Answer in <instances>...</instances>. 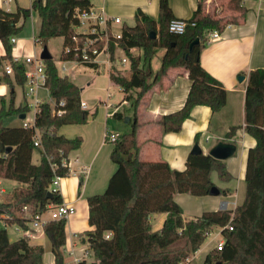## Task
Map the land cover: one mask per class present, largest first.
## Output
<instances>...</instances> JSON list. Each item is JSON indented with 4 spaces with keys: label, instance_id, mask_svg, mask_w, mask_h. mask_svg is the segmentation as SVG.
I'll list each match as a JSON object with an SVG mask.
<instances>
[{
    "label": "trees",
    "instance_id": "1",
    "mask_svg": "<svg viewBox=\"0 0 264 264\" xmlns=\"http://www.w3.org/2000/svg\"><path fill=\"white\" fill-rule=\"evenodd\" d=\"M242 1H228V7L236 12L231 15L213 14L200 2L181 34L169 30V22L175 18L169 0H160L158 19L141 8L136 9L134 24H124L122 38L118 40L130 59V73L126 75L113 65L109 71L111 82L122 88L136 109L165 68L155 71L152 67L158 49L174 47L178 51L176 57L183 58L191 84L184 104L157 120L162 130L180 131L195 105H208L213 111L222 109L227 103L228 91L202 66L200 54L211 31L221 33L230 23L244 22L247 8ZM91 6V0H32L30 7L18 6L15 11L0 7V40L6 50L5 55H0V64L3 59L9 61L15 83L24 86L26 75L25 65L12 59L11 37L23 30L31 10H36L40 17L37 41L46 47L50 38L63 37L60 59L73 60L74 54L67 47L74 43L77 10ZM152 31L156 37H151ZM197 38L199 41L190 49ZM132 47H138L140 53L133 54ZM109 48L111 59L115 60L114 42L110 41ZM44 63L45 85L54 103L43 101L36 109L35 124L40 129L42 147L35 145L32 128L5 124L6 117L25 114L28 107L15 105V84L10 74L0 76L10 88L8 104L2 97L0 107V179L18 182L13 198L0 200V218L7 224L22 227L28 226L31 215L45 211L49 204L62 202L60 192L51 190V183L56 175L70 174L69 165L63 161L68 160L71 150L81 146L82 138L67 137L58 129L64 124L86 123L94 117V112L82 107L81 87L59 73L52 57L44 59ZM84 64L98 65L95 62ZM61 100H64L65 111L58 115L53 109ZM114 115L122 119L120 112ZM244 121L246 131L256 143L248 150L243 201L234 208L205 210L184 218L182 207L175 200L176 193L208 195L216 185L211 177L213 171L223 181L231 180L233 175L225 160L203 151H190L183 170L171 168L164 159H142L137 138L141 123L135 110L130 128L113 142L111 159L117 168L106 189L88 197L89 223L93 228L86 231V236L96 257L89 264H184L215 227H221L222 248L215 245L200 264H264V68L248 73ZM238 128L239 125L231 126L226 137H233ZM198 139L196 134V143ZM37 148L40 157L34 162ZM219 189L220 195L231 192L229 188ZM25 206H29V215ZM153 213L167 214L159 229L153 228L150 219ZM65 224L66 219L61 218L50 219L44 225L57 264H67L63 255ZM43 256L42 244H34L22 236L12 240L7 228L0 227V264H44ZM80 264L88 263L80 260Z\"/></svg>",
    "mask_w": 264,
    "mask_h": 264
},
{
    "label": "crops",
    "instance_id": "2",
    "mask_svg": "<svg viewBox=\"0 0 264 264\" xmlns=\"http://www.w3.org/2000/svg\"><path fill=\"white\" fill-rule=\"evenodd\" d=\"M213 1L217 0H169V3L175 17L189 19L200 2L205 9L209 10V5ZM228 1L224 0L223 2L228 3ZM31 3L32 0H0V7L8 11H15L18 6L30 7ZM159 4L160 0H101L98 5L92 2L91 7L95 10L104 9L111 16L120 15L125 24H133L130 19L134 20L135 11L138 8L158 19ZM242 4L247 8L244 22L228 24L218 36L209 34V41L200 54L202 66L221 81L227 89V103L218 111H213L208 105H195L178 132H164L157 121L162 115L179 109L184 104L190 88L188 69L183 58L176 57L178 52L176 48H159L160 52L162 51L160 65L153 69L157 71L162 70L163 66L165 68L135 109L133 100L126 98V93L119 85L113 84L109 76L113 65L119 69L125 66L123 70L126 75H129L127 70H130V59L124 64L117 63V58L109 63L106 62V55L101 53L98 55L96 67L79 63L76 60H63L62 69L64 72H61L56 59L57 56L60 58L64 38L61 37V48L58 53L52 52L49 47L53 38L47 41L46 47L59 73L67 75L72 82L81 87L82 107L94 112V117L86 123L64 124L58 129L59 133L67 137L82 138L81 146L69 153L67 161L70 174L61 177L58 186L62 201L75 207V211L67 217L65 224L66 243L63 247L65 263L71 264L75 258H78L86 260L89 264L96 258L89 247L86 236V231L93 228L89 223L88 197L103 192L109 178L117 168L116 163L111 159L113 142L107 139V131L119 133L127 131L135 110L138 121L141 123L137 131V138L141 147L140 157L144 160L164 159L171 168L183 170L186 167L187 156L196 144V134L199 136L197 143L204 153H209V150L221 140L234 142L237 145L235 153L225 159L233 178L223 181L216 171L211 174L212 180L218 187L229 188L231 192L228 195L208 194L202 196L176 193L175 200L181 205L184 218L194 217L205 210L229 208L231 203L235 207L240 204L235 200L238 197V192L240 193L244 189L243 201L246 190L245 172L248 150L256 143L255 138L245 129V92L248 73L256 68H264V0H243ZM229 10L231 13L228 15L236 13L231 8ZM39 28V14L32 9L30 15L25 19L23 30L16 35L12 49V59L23 63L25 68L30 67L25 63V57L28 55L40 56L44 48L43 46L39 50V45H41L37 41ZM120 52L118 51L119 57L123 55H120ZM5 53V47L0 40V55L3 56ZM133 53H140V49L138 48ZM125 56L127 55L125 54ZM127 58L129 57L127 56ZM7 64L9 61L3 59L0 64V76L6 73L5 66ZM240 76H243V79L240 80ZM10 77L15 84V105H27L28 110L24 117H21L22 114L6 117L5 120H9V125H23L25 121L35 120L34 101L36 97L41 101L54 103L52 97L49 100L46 97H39L38 93L42 89L40 87L33 101L30 102V97L26 95L25 85L15 83L14 75H10ZM114 87L118 90H115ZM119 92L122 94L119 95ZM9 96V85L0 80V107L2 97L7 105ZM29 103L34 105L33 110ZM115 112H120L122 119H117L114 115ZM233 125H239V128L233 137L227 138L226 133ZM9 182L15 181L0 179V183L8 184ZM15 183L18 184V182ZM6 190V187H1L2 192H6ZM223 196L228 199L224 200ZM154 214L150 216L152 224V219L157 220ZM163 214L162 224L167 216L166 213ZM215 228H219L221 235V227ZM216 237L217 235L214 238ZM220 240H222V236L216 240V243L212 240L211 246L206 250H202L200 247L196 252L190 254L189 260L194 261L192 264H200L207 252L215 247ZM31 242L43 245L44 264H57L51 250V243L44 230H39L36 238L31 239Z\"/></svg>",
    "mask_w": 264,
    "mask_h": 264
},
{
    "label": "built area",
    "instance_id": "3",
    "mask_svg": "<svg viewBox=\"0 0 264 264\" xmlns=\"http://www.w3.org/2000/svg\"><path fill=\"white\" fill-rule=\"evenodd\" d=\"M78 22L74 25V33L72 35L73 45L67 47V50H71L74 54V59L79 63L84 64L85 62H98V55L104 53L106 55V62H111V51H110V41L114 42L116 46L114 50V58H117L121 64L129 60L125 56L124 49L119 45L118 40L122 38L123 35V25L125 24L120 15H108L104 9L95 10L92 7L87 9L77 10ZM117 24H120L118 27ZM188 24L187 19L175 17L169 22V30L174 33L181 34L185 31ZM194 24V22H193ZM212 36H218L219 32L213 30L210 32ZM11 41L15 43L16 36L11 37ZM138 47L130 48L133 53ZM118 51L123 52V55L119 57ZM135 54V53H133ZM17 61V60H15ZM18 62V61H17ZM25 63L30 67L25 68L26 75V95L30 97H35L39 87L46 86L47 73L45 68L44 59L41 56L28 55L25 57ZM130 63V61H129ZM5 72L14 75V70L11 64L5 66ZM43 102L37 97L34 101L36 109L38 105ZM30 104V103H29ZM64 100L59 101L58 106L53 109V113L62 114L64 109ZM31 105V104H30ZM23 126L32 128L34 131V143L36 146L42 147L40 140V129L36 126L35 120L25 121ZM120 136L117 131H107L106 137L110 142H115ZM64 164H68L67 159H64ZM61 176L56 175L51 183V190L59 191V181ZM24 210L26 214L29 215V206H25ZM75 211V207L66 203L60 202L56 204H49L47 209L43 212L36 213L30 216V220L27 222L26 227H22L18 224L15 225V231L19 232L22 237H28L30 240L36 238L37 232L39 230H44V225L50 219H61L72 214ZM8 217V216H3ZM1 220V218H0ZM3 225L6 227L8 224L1 220ZM109 234H107V237ZM223 245V239L218 241L216 244L218 249H221ZM190 258H187V261ZM71 264H80V260L75 258Z\"/></svg>",
    "mask_w": 264,
    "mask_h": 264
},
{
    "label": "rangeland",
    "instance_id": "4",
    "mask_svg": "<svg viewBox=\"0 0 264 264\" xmlns=\"http://www.w3.org/2000/svg\"><path fill=\"white\" fill-rule=\"evenodd\" d=\"M92 2H94V4H96V5H98L99 3H100V1L101 0H91ZM224 0H217V1H213V2H211V4L209 5V11L211 12V13H213V14H225V15H228L229 13H231V11L229 10V8H228V3H226V2H223ZM130 21H131V23H133L134 24V20L133 19H130ZM117 26L119 27L120 26V24H117ZM50 47V49L52 50V52H56V53H58V52H60V48H61V37H53V42H51V46H49ZM40 48L42 49L43 48V46L42 45H39V50H40ZM160 50L161 49H159L158 51H157V53H156V55L154 56V58L152 59V63H153V66L152 67H155V68H158V66L160 65V58L162 57V51L160 52ZM120 55H122L123 54V52H120L119 53ZM103 57V56H102ZM56 61H57V63H58V65H59V68H60V71L61 72H64L63 71V69H62V63H63V60H60V58L57 56V59H56ZM117 63H121L120 62V58H119V60L117 61ZM123 67H125V66H123ZM120 68V69H124V68ZM124 71V70H123ZM129 73H130V70L128 69L127 70ZM125 72V71H124ZM40 88H42L41 89V91L38 93V95H39V97H46L48 100L49 99H51V96H50V94H49V91H48V89H47V87L46 86H42V87H40ZM114 89L115 90H118L116 87H114ZM122 93L121 92H119V95H121ZM28 97H30V96H28ZM45 98V99H46ZM33 99H34V97H30L29 98V101L31 102V101H33ZM32 106V105H31ZM32 110L35 108L34 107V105L32 106V107H30ZM30 113V112H29ZM8 122V123H7ZM5 123H6V125H9V120H5ZM39 154H40V151H39V149L37 148V149H35V151H34V156H33V161L34 162H37L38 161V159H39ZM16 182V181H15ZM15 182H9L8 184H5V183H0V199L1 200H3V199H11V198H13V196H14V192H15V189H16V187H17V183H15ZM1 187H6V192H2L1 191ZM239 194H240V196H239ZM243 194H244V189L243 190H241L240 191V193L238 192V197L235 199V200H237L238 202H240L241 203V201H242V198H243ZM223 199L224 200H227L228 198H226V197H224L223 196ZM234 207V205H233V203H231L230 205H229V208H233ZM163 213H155L154 214V216H155V218L157 219V220H154V219H152L153 220V228L154 229H159V228H161V226H162V218H163ZM153 218V217H152ZM15 225L16 224H8V226H6V228H7V230H8V232H9V235H10V238L12 239V240H14V239H17L18 237H20V233L19 232H16L15 231ZM0 227H5L4 225H3V223H2V221L0 220ZM215 235H217V237L216 238H214L215 237ZM220 231H219V228H215V229H213L212 230V232L209 234V236L207 237V239L205 240V242L202 244V246H201V249L202 250H206V249H208L210 246H211V244H212V240H214V243H216L217 241V239L218 238H220ZM190 257V256H189ZM194 261H190V260H186V262L184 263V264H192Z\"/></svg>",
    "mask_w": 264,
    "mask_h": 264
},
{
    "label": "water",
    "instance_id": "5",
    "mask_svg": "<svg viewBox=\"0 0 264 264\" xmlns=\"http://www.w3.org/2000/svg\"><path fill=\"white\" fill-rule=\"evenodd\" d=\"M151 37H156L155 32H151ZM199 39H195L191 44H190V49L193 47L195 43H197ZM40 56L43 59L51 57V54L49 53L47 47H44L43 50L41 51ZM243 79V76H240V80ZM25 114H22L21 117H24ZM10 148V147H9ZM237 149V145L234 142H228V141H219L217 142L210 150L209 153L213 155L214 157L218 159L225 160L228 157L232 156ZM192 152H201L202 148L201 146L196 143L191 149ZM211 195H219L220 194V189L217 185H214L211 190H210ZM48 196H51V192L48 193Z\"/></svg>",
    "mask_w": 264,
    "mask_h": 264
}]
</instances>
